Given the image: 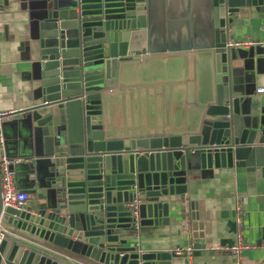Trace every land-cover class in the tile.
Wrapping results in <instances>:
<instances>
[{
	"label": "water",
	"instance_id": "95a60500",
	"mask_svg": "<svg viewBox=\"0 0 264 264\" xmlns=\"http://www.w3.org/2000/svg\"><path fill=\"white\" fill-rule=\"evenodd\" d=\"M158 2L52 0L37 11L30 51L41 103L26 121L30 166L44 174L47 193L37 209L4 208L0 169V219L14 232L0 243V264H80L79 256L87 264L187 263L175 251H143L135 241L144 229L186 219V194L198 175L243 168L264 181V117L236 89L234 73L248 59L229 46L240 20H264V0H204L221 79L194 133L106 137L103 93L121 63L150 51ZM195 209L191 202L183 226L203 238Z\"/></svg>",
	"mask_w": 264,
	"mask_h": 264
},
{
	"label": "crops",
	"instance_id": "0c3cea01",
	"mask_svg": "<svg viewBox=\"0 0 264 264\" xmlns=\"http://www.w3.org/2000/svg\"><path fill=\"white\" fill-rule=\"evenodd\" d=\"M52 0H0V112L3 156L20 160L12 165L17 189L30 194L28 207L37 209L46 198L44 174L30 166L35 160L27 134L26 117L41 101L30 46L35 35L37 11ZM68 0H61L67 2ZM70 1V0H69ZM152 18L150 51L121 63L117 79L103 93V122L110 139L159 138L189 135L196 131L208 105L216 102L220 81L214 50V20L204 0H159ZM264 20H240L230 33L232 42L264 40ZM248 59L234 73L236 89L254 114L264 117V48L239 49ZM241 94V95H242ZM186 208L195 202L203 238H194L184 221L169 227L144 229L136 243L144 251H175L193 246L192 264H234L230 250L236 242V206L243 208L242 234L258 245L244 250L242 264L264 260V181L243 168L215 171L212 177L197 176L189 183ZM171 215L175 216L171 208ZM12 229V228H11ZM13 230V229H12ZM80 264L88 259L81 256ZM79 264V263H78ZM180 264H186L182 261Z\"/></svg>",
	"mask_w": 264,
	"mask_h": 264
},
{
	"label": "built area",
	"instance_id": "2783aa9c",
	"mask_svg": "<svg viewBox=\"0 0 264 264\" xmlns=\"http://www.w3.org/2000/svg\"><path fill=\"white\" fill-rule=\"evenodd\" d=\"M230 47H234L237 49H249L251 47H261L264 48V40L259 43H253L251 41H238V42H230ZM258 94H264V87H258L256 89ZM8 113L0 112V146H3L4 138L2 133V121L5 117H7ZM16 162H20V160L10 159L6 156H3L0 160V169H1V187H2V197H3V206L4 208H16V209H26L28 207L30 201V194L27 191L17 189L15 185V170L12 168ZM140 201L138 199H134L133 202L129 204L130 207L133 208V214L137 217L139 215V205ZM236 223H237V237L235 244L231 247V251L234 256V264H242V252L244 250L256 249L258 245L250 244L245 241L244 236L242 234V229L244 225L243 218V208L240 203H237L236 206ZM11 227L5 224L0 219V243L10 235H13ZM137 246L140 248V244L137 243ZM260 247L264 248V244ZM193 246L189 245L187 247H179L175 250V253L179 255H184L186 258V264H192V256H193ZM257 264H264V260L258 262Z\"/></svg>",
	"mask_w": 264,
	"mask_h": 264
}]
</instances>
